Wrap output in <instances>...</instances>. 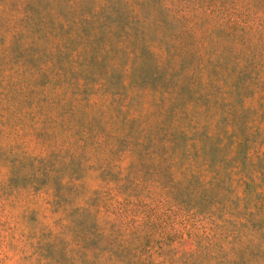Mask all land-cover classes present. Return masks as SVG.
Masks as SVG:
<instances>
[{
	"label": "rangeland",
	"instance_id": "rangeland-1",
	"mask_svg": "<svg viewBox=\"0 0 264 264\" xmlns=\"http://www.w3.org/2000/svg\"><path fill=\"white\" fill-rule=\"evenodd\" d=\"M0 264H264V0H0Z\"/></svg>",
	"mask_w": 264,
	"mask_h": 264
}]
</instances>
